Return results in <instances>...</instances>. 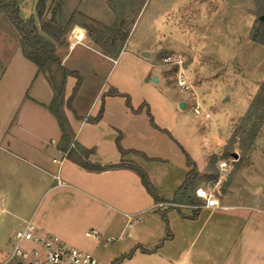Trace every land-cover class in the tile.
<instances>
[{"label":"crops","instance_id":"0c3cea01","mask_svg":"<svg viewBox=\"0 0 264 264\" xmlns=\"http://www.w3.org/2000/svg\"><path fill=\"white\" fill-rule=\"evenodd\" d=\"M44 18L50 19L47 14ZM34 21L39 25L36 12ZM69 35L61 45L49 40L54 43L61 64L82 77L73 110L65 108L73 141L93 149L89 156L93 163L137 164L162 200L155 201L130 168L88 170L65 155L58 145L59 124L47 108L52 88L46 76L23 56L18 37L14 51L7 54L4 62L0 61V78L6 73L13 78L0 84V247L10 240L13 231L30 220L38 232L77 245L110 264L135 247L130 257L116 264H264L263 179L246 182L239 188L233 183L217 196L222 204L232 206L229 209L202 208L190 218L194 211L191 208L158 207L159 202L174 201L188 171L185 155L181 149L180 154L176 152L174 146L183 147L194 160L198 176L205 175L210 157L222 150L231 133L229 121L225 137H219V144L213 148L201 146L198 158L187 143L202 140L208 131L201 125L202 120L194 116L198 114L193 111V100H198L196 104L208 119V126L214 125L210 115L205 116L202 99L181 90L175 98L156 93L149 99L143 75L139 84L132 87L134 98L131 90L115 81H105L121 48L114 49L87 32L82 43L70 46ZM159 69L149 76L156 77ZM156 78L169 87L160 75ZM75 81L74 76H67L66 98ZM113 88L128 94L133 108L143 104L142 110L133 112L123 96L106 95ZM145 103L155 124L166 129L173 141L169 143L166 134L150 124ZM187 105L191 112H178ZM101 107V118L92 122ZM119 135L120 145L128 153L119 151ZM168 148L174 155L167 153ZM158 210H165L172 237L154 249L166 235V224ZM90 229L97 230L98 238L87 235ZM123 240L108 252L100 249Z\"/></svg>","mask_w":264,"mask_h":264},{"label":"rangeland","instance_id":"374dc122","mask_svg":"<svg viewBox=\"0 0 264 264\" xmlns=\"http://www.w3.org/2000/svg\"><path fill=\"white\" fill-rule=\"evenodd\" d=\"M15 1L22 19L35 18L36 0ZM73 12L64 40L72 27L81 26L85 33L99 36L102 43L114 49L121 48L105 79L107 83L117 82L131 90L135 98L132 87L139 84L143 75L149 99L156 93L168 99L175 98L181 91L202 99V109L210 115L209 120L214 125L208 126L203 111L198 115L193 113L208 131L202 140L186 142L198 158L201 146L213 148L219 144V137H225L229 121L230 135L235 133V140L228 148L231 153L223 155L229 135L210 170L198 176L196 185L220 197L233 183L239 188L246 182L264 181V122L252 139L248 133L252 120L244 115L259 84L264 81V45L249 38L260 16L255 0H48L44 16L47 14L49 21L65 27ZM18 37L7 16L1 13L0 61L4 62L7 54L14 51ZM168 54L182 59L187 89L178 86L175 66L164 60ZM157 67L160 69L155 76L160 75L174 89L149 76ZM122 71H128V76ZM1 73L2 66L0 77ZM12 79L6 73L0 78V84ZM197 101L193 100L194 106ZM189 106L178 112H191ZM157 109L154 104V112L160 119ZM165 137L170 143L169 135ZM174 148L180 154L181 148L176 145ZM167 151L173 154L171 149ZM218 160L227 162L224 173L217 166ZM85 240L90 241L88 237ZM123 242L100 249L108 252ZM9 249L10 241L7 240L4 247H0V257Z\"/></svg>","mask_w":264,"mask_h":264},{"label":"trees","instance_id":"16d2710c","mask_svg":"<svg viewBox=\"0 0 264 264\" xmlns=\"http://www.w3.org/2000/svg\"><path fill=\"white\" fill-rule=\"evenodd\" d=\"M47 1L48 0L36 1L35 12L39 20V25L35 23L33 17H30L26 20L20 17V8L15 0H0V14L4 13L9 19L10 23L16 29L19 35V43L23 56L32 63H34L37 67V70L39 72H42L50 83L53 95L49 104L47 105V108L50 113L56 118L61 130V137L58 143L60 149L64 150L65 152L67 151L66 155L70 160L74 161L75 163L88 170L98 171L112 167H127L132 169L138 174L142 185L144 186L145 190L153 197V199L155 201H161L162 198L158 196L156 189L152 185L147 173L140 166L133 162H120L110 165H101L99 163H93L89 160V156L93 153V149L86 148L73 141L74 132L66 116L65 108L73 110L72 102L80 88L82 77L77 71L67 69L61 64V59L56 54V49L53 42L59 45L64 43V35L67 31L69 24L71 23V17L73 16L74 12L71 14L69 22L65 27L57 26L51 21L44 18V12L47 6ZM255 2L258 6V11L260 15L264 16V0H255ZM126 37L127 34H125L123 42L125 41ZM49 38L53 42L49 40ZM249 38L255 42L264 45V19H260L258 17L257 25L251 29ZM69 75L74 76L76 81L72 88L71 94L66 98L64 90L66 78ZM106 95L123 96L125 98L126 106L129 107V109H131L135 113L140 112L143 108V104H141L137 108H133L130 103L129 95L126 93L118 92L114 88L106 92ZM145 104V112L149 118L150 124L158 130L168 134L169 137L173 139L171 134L166 129L160 128L155 124L149 106L147 103ZM102 110L103 109L101 107L97 115L91 119L92 122H97L101 118ZM244 115L252 120L248 133L250 134V138L254 139L257 133L259 132L261 125L264 122V81L259 84L255 94L249 102V105ZM234 140L235 133H232L228 139V142L226 143L227 148H225L224 150V156H228L231 153L229 152L228 148L232 146V142ZM117 145L121 154L129 152V150L123 149L120 145V135L117 137ZM180 148L183 154L185 155V163L188 167V171L186 173V177L183 183L176 190V195L173 202L194 203L195 201H199L195 197L196 180L198 178L196 163L194 162V160L191 159V157L183 147L180 146ZM215 159L216 155H212L210 157L208 162V170H210L211 163H214ZM176 209L179 210V208ZM199 210L200 209L194 210L188 217H196ZM158 211L166 224V235L160 240L159 244L154 249L160 246L165 240L170 239L172 237L165 210ZM136 248L137 247L133 248L128 253L121 255L120 258L115 259L111 264H116L122 259L130 257ZM141 250L148 251L143 248H141Z\"/></svg>","mask_w":264,"mask_h":264},{"label":"built area","instance_id":"2783aa9c","mask_svg":"<svg viewBox=\"0 0 264 264\" xmlns=\"http://www.w3.org/2000/svg\"><path fill=\"white\" fill-rule=\"evenodd\" d=\"M85 36L86 33L83 27H72L69 35L70 46L82 43ZM164 60L175 66L177 84L180 89H187L188 84L184 77L182 59L168 54ZM193 111L199 114L201 108L196 104ZM205 116L208 117L209 114L205 113ZM66 154L67 151L65 152ZM217 166L220 172L224 173L227 169V162L225 160H218ZM195 197L199 201H195L194 203L159 202L158 207H188L193 210L202 208H232V206L222 204L215 193L203 187L195 189ZM87 235L94 239L99 236L95 229L88 230ZM9 241L10 249L0 259V264H110L86 249L69 246L54 235L38 232L36 225L30 220L26 221L21 228L13 231Z\"/></svg>","mask_w":264,"mask_h":264},{"label":"water","instance_id":"95a60500","mask_svg":"<svg viewBox=\"0 0 264 264\" xmlns=\"http://www.w3.org/2000/svg\"><path fill=\"white\" fill-rule=\"evenodd\" d=\"M259 18L262 19V18H263V15H260ZM156 79H157V78L154 77V80H156ZM183 106H184V104L181 103V104H180V107H183ZM233 156H234V157H237V154H236V153H233Z\"/></svg>","mask_w":264,"mask_h":264}]
</instances>
